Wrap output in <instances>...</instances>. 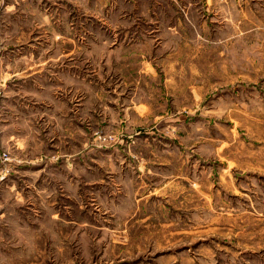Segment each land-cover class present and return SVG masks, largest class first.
<instances>
[{"label": "rangeland", "instance_id": "rangeland-1", "mask_svg": "<svg viewBox=\"0 0 264 264\" xmlns=\"http://www.w3.org/2000/svg\"><path fill=\"white\" fill-rule=\"evenodd\" d=\"M228 19L0 0V264H264V33Z\"/></svg>", "mask_w": 264, "mask_h": 264}, {"label": "crops", "instance_id": "crops-1", "mask_svg": "<svg viewBox=\"0 0 264 264\" xmlns=\"http://www.w3.org/2000/svg\"><path fill=\"white\" fill-rule=\"evenodd\" d=\"M216 2V9L218 12H221L222 15L227 14L228 17L231 19L229 20V23L231 25H228V28H231V32L234 33H240V34H261L264 33V0H215ZM220 2L221 4L220 6ZM226 3V4H225ZM234 31V32H233ZM125 157L130 156L129 154L124 155ZM184 164V163H183ZM185 166L182 168V172H185ZM144 167L140 170L141 172H145V174H151L150 171H147L146 169L143 170ZM174 170L176 169L173 165ZM181 169L179 171L181 177H178L179 180H176V176L173 178H165L167 181L160 183L158 182L155 187H159V189L165 191L166 188H179V190L185 186V182L182 183V179H185L183 177ZM175 174V172H173ZM161 177V176H160ZM159 181V180H158ZM171 189V190H173ZM186 190L183 188L181 190V193L185 194ZM160 193V192H158ZM56 207H52L54 210ZM53 218V217H52ZM59 221L60 220H55ZM52 222L51 220H48L47 223ZM59 222L55 226L59 224ZM52 225V224H51ZM57 232V231H56ZM58 234V233H57ZM106 255V254H105Z\"/></svg>", "mask_w": 264, "mask_h": 264}]
</instances>
